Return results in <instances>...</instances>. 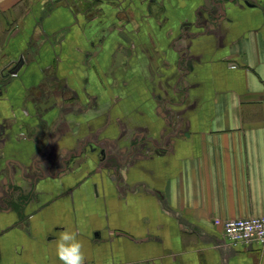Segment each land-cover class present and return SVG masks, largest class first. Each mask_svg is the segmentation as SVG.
Returning a JSON list of instances; mask_svg holds the SVG:
<instances>
[{
	"label": "crops",
	"instance_id": "obj_1",
	"mask_svg": "<svg viewBox=\"0 0 264 264\" xmlns=\"http://www.w3.org/2000/svg\"><path fill=\"white\" fill-rule=\"evenodd\" d=\"M262 215L264 0H0V264H62L65 229L96 264H264L214 222Z\"/></svg>",
	"mask_w": 264,
	"mask_h": 264
},
{
	"label": "built area",
	"instance_id": "obj_2",
	"mask_svg": "<svg viewBox=\"0 0 264 264\" xmlns=\"http://www.w3.org/2000/svg\"><path fill=\"white\" fill-rule=\"evenodd\" d=\"M216 225L223 226L224 238L231 244H252L264 245V215L238 217L222 220L216 218ZM86 264H96L86 261Z\"/></svg>",
	"mask_w": 264,
	"mask_h": 264
},
{
	"label": "clouds",
	"instance_id": "obj_3",
	"mask_svg": "<svg viewBox=\"0 0 264 264\" xmlns=\"http://www.w3.org/2000/svg\"><path fill=\"white\" fill-rule=\"evenodd\" d=\"M54 243L56 255L62 264H86L84 246L77 233L65 229L58 234Z\"/></svg>",
	"mask_w": 264,
	"mask_h": 264
},
{
	"label": "water",
	"instance_id": "obj_4",
	"mask_svg": "<svg viewBox=\"0 0 264 264\" xmlns=\"http://www.w3.org/2000/svg\"><path fill=\"white\" fill-rule=\"evenodd\" d=\"M12 72H15V70L13 69ZM57 141H58V134H56V136L50 137L49 142L44 148L43 152L46 153L47 155L50 154ZM39 157H41V154L39 155Z\"/></svg>",
	"mask_w": 264,
	"mask_h": 264
},
{
	"label": "rangeland",
	"instance_id": "obj_5",
	"mask_svg": "<svg viewBox=\"0 0 264 264\" xmlns=\"http://www.w3.org/2000/svg\"><path fill=\"white\" fill-rule=\"evenodd\" d=\"M13 75H15V74H13Z\"/></svg>",
	"mask_w": 264,
	"mask_h": 264
}]
</instances>
